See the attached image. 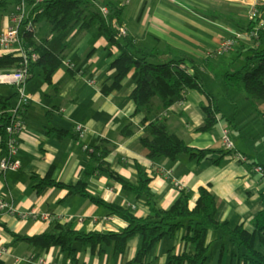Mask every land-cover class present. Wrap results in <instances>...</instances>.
<instances>
[{
  "label": "crops",
  "instance_id": "obj_1",
  "mask_svg": "<svg viewBox=\"0 0 264 264\" xmlns=\"http://www.w3.org/2000/svg\"><path fill=\"white\" fill-rule=\"evenodd\" d=\"M18 1L11 3V9ZM119 1L127 8L122 25L126 31L121 30V34L133 35L144 46L171 47L167 56L192 55L205 59L235 31L232 25L209 12L217 7L214 0ZM255 1L249 0L245 9L236 10L247 16ZM6 13L0 31L8 24ZM80 23L61 33L51 32V24L46 20L36 24V37L39 40L48 37V45L62 52L64 58L52 82L40 68L26 82L33 99L26 107L28 122L20 136L19 156L24 166L7 171L0 166V195L11 198L18 211L35 209L62 222L75 221L78 228L87 231L124 229L128 224L125 216L110 212L105 204L89 196L72 194L68 187L42 182L52 175L56 180L76 183L84 176L90 160L85 144H100L108 149L111 167L131 181H139L138 164L146 168L161 206L169 207L182 189L193 193L192 203H195L200 187L209 186L217 195V219L228 220L233 228L244 223L249 231L255 232L254 218L264 209V174L256 169L257 164L264 165V131L244 130L248 124L245 115L238 119H233V114L228 116L220 97L225 83L210 85L204 77L217 79L218 68L200 64L204 87L190 88L185 98L163 109L162 114L171 129L191 144L222 148L225 152H213L202 159L188 153L152 158L142 142L143 137L150 135L148 120H144V112L135 113L136 102L131 96L136 78L130 73L115 85L116 68L111 63L121 53L120 46L101 33L98 23L84 28ZM8 52L11 51L0 45V55ZM1 91L2 95L10 96L16 93V87L2 83ZM17 99L16 95L14 101ZM245 100L253 102L247 93ZM259 100L264 101L258 99L254 103L258 104ZM210 103L219 106V122L212 129L198 130L205 123V106ZM78 123L87 126L85 134L76 131ZM129 125L133 132L124 133ZM50 127L65 129L68 133L55 136L48 132ZM224 127L231 131L235 145L232 149L223 137ZM239 150L249 156L247 161L236 158L235 152ZM88 188L109 202L136 203L134 210L138 215L147 216L151 211L144 198L124 188L106 171L89 176ZM106 214H112V219L104 220ZM80 216L85 217L79 219ZM51 219H23L0 209V259L9 264H73L60 245L31 243L18 238L4 225L32 235L43 230ZM187 230L181 229L177 236H163L146 264H172L173 252L194 254L195 244L185 238ZM261 240L258 236L257 247L264 250ZM208 241L211 256L205 264H241L232 255L233 242L227 235H221L219 229L209 230ZM140 243L141 235L136 234L123 252H117L114 243L77 241L76 247L80 264H131Z\"/></svg>",
  "mask_w": 264,
  "mask_h": 264
},
{
  "label": "trees",
  "instance_id": "obj_2",
  "mask_svg": "<svg viewBox=\"0 0 264 264\" xmlns=\"http://www.w3.org/2000/svg\"><path fill=\"white\" fill-rule=\"evenodd\" d=\"M14 0L0 1V24L4 14L8 11ZM21 1V0H20ZM19 2V1H18ZM107 5L109 11L103 13L100 5ZM258 15L245 18L236 9L212 8L210 13L232 25L235 30L248 32L260 19L264 18V1L257 3ZM37 9V10H36ZM38 11L33 16L35 29L26 27V21L21 28L20 34L25 47L30 52L36 51L38 58L31 61L30 76L40 68L45 78L53 81V75L57 67L63 62L62 52L55 51L48 45V37L38 39L36 37V24L48 21L51 24V32H66L79 24L84 28L93 23H98L101 33L105 34L111 43L120 46L121 53L111 63L116 68L115 85L130 73L136 78V86L131 96L136 102L135 113H145V121L148 120L147 129L150 135L142 138L143 144L149 149V156L157 158L161 155L178 157L180 154L188 153L200 159L208 157L213 152H225L226 149L198 147L174 132L162 110L174 104L177 100L185 98L188 90L192 87L202 89L203 79L201 71H191L188 63L198 65L196 58L192 55L175 57L167 56L171 53V47L144 46L130 34H121V26L125 22L126 5L119 0H42L32 11ZM258 36L239 38L238 54L230 64L241 61V66L234 71H226L225 76L228 84L246 89L248 96L255 102L264 100V26L259 28ZM246 40H250L246 41ZM212 52H216L212 50ZM209 67L213 66L212 57L204 59ZM23 61V55L14 50L0 55V69L18 66ZM29 76V77H30ZM2 94V93H1ZM17 95H1L0 108V148L1 153L7 149L8 131L7 124L9 108L15 104ZM219 106L207 104L205 106V123L198 130H209L219 122ZM264 115V111H261ZM50 134L64 136L67 130L50 127ZM133 132L131 125L127 126L124 133ZM77 133L76 135H78ZM80 135V134H79ZM90 160L85 168V173L76 183H65L56 180L49 175L43 179V183L65 186L72 194L89 196L97 202L105 204L110 212L122 214L128 224L121 230L97 231L84 230L76 226L75 221L62 222L58 218H52L47 226L35 234H21L4 225L18 238L28 240L31 243L51 246L58 244L62 250L71 258L73 264H80L76 242H90L97 244L114 243L117 252L126 250L129 239L136 234L141 235V243L136 256L130 262L146 264L156 243L165 235L177 236L178 232L187 228L185 238L195 244L196 252L190 254L183 252L172 253V264H205L211 256V244L208 241V232L212 228L219 229L221 235H227L233 242L232 255L241 264H264V250L257 247L258 236L264 247V209L254 218L255 232L247 229L244 223L235 228L229 226L228 220L220 221L216 217L217 195L209 186H201L199 196L192 203L193 193L188 189H182L176 200L169 206L163 207L158 203L157 194L151 186L152 176L142 164H138L139 181L133 182L110 165L107 159L108 149L100 144L94 145V149H88ZM108 172L111 177L119 181L124 188L133 191L138 197H142L150 205V213L147 216L136 214L134 208L129 205H121L109 202L102 196L94 194L88 188V178L96 172ZM0 264H9L0 259Z\"/></svg>",
  "mask_w": 264,
  "mask_h": 264
},
{
  "label": "built area",
  "instance_id": "obj_3",
  "mask_svg": "<svg viewBox=\"0 0 264 264\" xmlns=\"http://www.w3.org/2000/svg\"><path fill=\"white\" fill-rule=\"evenodd\" d=\"M2 1V0H0ZM42 0H21L16 3L15 7L11 10L7 11V19L8 24L0 31V45L5 48L7 51H14L18 50V53L23 55V61L20 65L16 66L14 69L9 70H1L0 71V98H1V84L2 83H9L16 87L18 99L9 108L10 116L8 119L7 124V131H8V139H7V149L5 153H1L0 156V166L4 171L10 169H21L24 166L23 159L19 156L20 151V136L23 129H25L27 125V116H26V107L30 104L33 99V94L27 91L26 82L30 76V65L31 61L38 58V53L36 51L30 52L27 47L24 46L22 37L20 34L21 28L24 26V21L26 22V27L28 29H35V21L34 17L38 11H32V8L37 6ZM260 0H256L247 13L245 18H251L258 15V8L257 3ZM100 9L103 13L107 14L109 8L107 5H100ZM33 15V16H32ZM264 26V18L260 19L254 27H252L248 32H242L239 30H235L231 35L227 36L225 40L222 42L219 51L225 52L230 50L234 47L236 41L243 37L247 36L248 38H255L259 34V28ZM122 31H126L124 26H121ZM216 49V52H209V56L213 55L214 53L219 52ZM188 69L191 71H195V66L192 63H188ZM2 110L0 108V115ZM87 130V126L83 123H78L76 125V131L79 132L81 135L85 134ZM231 131L228 127H224L223 129V137L225 139L226 145L228 148H234V143L231 137ZM1 142V139H0ZM86 149L93 150L94 146L85 144ZM0 151L2 149L0 148ZM236 158L240 160L247 161L249 156L242 152L236 151L235 152ZM256 169L261 171L264 174V165L257 164ZM113 189V187H110ZM133 208H136V203H129ZM0 209L4 211L11 212L13 214L19 215L23 219H51V217L47 213H42L35 209L31 210H23L18 211L16 210L15 204L11 198H7V196L0 195ZM85 216H80L79 219H84ZM112 214L104 215V220L112 219ZM2 250H5L3 248ZM56 264V263H55Z\"/></svg>",
  "mask_w": 264,
  "mask_h": 264
},
{
  "label": "rangeland",
  "instance_id": "obj_4",
  "mask_svg": "<svg viewBox=\"0 0 264 264\" xmlns=\"http://www.w3.org/2000/svg\"><path fill=\"white\" fill-rule=\"evenodd\" d=\"M248 1L249 0H214V5H217V7L223 8V9H239L240 7H242V9H245L248 5ZM224 40H222L220 44H218L216 48L217 50L220 48ZM246 41L250 42V40H246ZM239 43L236 45V48H234L235 47L234 46L232 49L227 50L225 52L218 50L219 52L211 55L210 57H212L213 59L212 62L215 63L213 66H218V71H217L218 78L212 79L210 76H205V75L204 77H206V80L208 81L210 85L217 84L219 82L225 83L224 84L225 87L223 88L220 97H221L222 105H224V107L226 108V112H228L227 113L228 116L229 114L230 116H232L231 114H233L232 118L235 119V117H237L238 119L242 115H245V120L248 121V124L247 126L243 127V129L244 130H254L259 133H262L264 131V127H263L264 126L263 125L264 115L261 111H264V101L259 100L258 104H255L254 102H250V103L246 102L245 100V95L247 93L246 89L243 87L240 88V87H236V86H232L231 84H228L225 76H223L226 71H229V70L234 71L237 68H239L242 64L241 63L242 60H241L237 62L236 64L229 65L230 61L234 57H236L238 54L237 47L240 45ZM196 62L198 63V65L195 66L196 70L202 71L200 68L201 67L200 64H205L208 66V64L204 60V57L202 59L197 58ZM233 98L236 102L233 101Z\"/></svg>",
  "mask_w": 264,
  "mask_h": 264
}]
</instances>
